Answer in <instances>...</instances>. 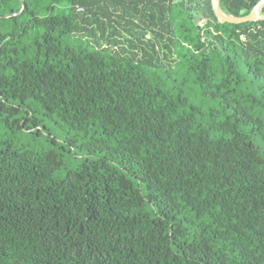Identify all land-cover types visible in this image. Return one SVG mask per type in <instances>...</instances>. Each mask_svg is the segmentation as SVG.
<instances>
[{
	"label": "trees",
	"instance_id": "16d2710c",
	"mask_svg": "<svg viewBox=\"0 0 264 264\" xmlns=\"http://www.w3.org/2000/svg\"><path fill=\"white\" fill-rule=\"evenodd\" d=\"M0 264H264V20L0 0Z\"/></svg>",
	"mask_w": 264,
	"mask_h": 264
},
{
	"label": "water",
	"instance_id": "95a60500",
	"mask_svg": "<svg viewBox=\"0 0 264 264\" xmlns=\"http://www.w3.org/2000/svg\"><path fill=\"white\" fill-rule=\"evenodd\" d=\"M22 2V9L24 8V0H20ZM212 8L217 17V20L220 23H234L239 24L247 21H256V20H264V16L260 15V9L264 5V0H259L253 9L246 15L235 16L231 14H225L220 8V0H211ZM10 14L4 15L2 17H8Z\"/></svg>",
	"mask_w": 264,
	"mask_h": 264
},
{
	"label": "rangeland",
	"instance_id": "374dc122",
	"mask_svg": "<svg viewBox=\"0 0 264 264\" xmlns=\"http://www.w3.org/2000/svg\"><path fill=\"white\" fill-rule=\"evenodd\" d=\"M53 133L58 136L59 138L61 137V133L58 130H52Z\"/></svg>",
	"mask_w": 264,
	"mask_h": 264
},
{
	"label": "built area",
	"instance_id": "2783aa9c",
	"mask_svg": "<svg viewBox=\"0 0 264 264\" xmlns=\"http://www.w3.org/2000/svg\"><path fill=\"white\" fill-rule=\"evenodd\" d=\"M244 39V37H242Z\"/></svg>",
	"mask_w": 264,
	"mask_h": 264
}]
</instances>
